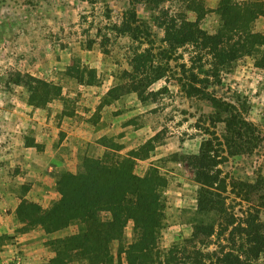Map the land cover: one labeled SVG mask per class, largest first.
Segmentation results:
<instances>
[{
    "label": "rangeland",
    "instance_id": "obj_1",
    "mask_svg": "<svg viewBox=\"0 0 264 264\" xmlns=\"http://www.w3.org/2000/svg\"><path fill=\"white\" fill-rule=\"evenodd\" d=\"M194 1L202 5L200 26L215 33L220 26L215 11L219 0ZM233 1H259L264 6V0ZM128 7V0H0V264H53L50 259L56 255L55 240L74 233L77 226L46 232L41 224L21 223L16 208L26 199L48 209L60 197L57 181L65 172L76 173L83 157L106 156L111 161L131 156L135 173L142 175L155 164L167 178L155 264H193V258L200 256L197 250L208 253L225 244L217 236L205 244L186 240L192 233L199 185L184 160L173 156L176 152L197 153L208 130L220 138L225 131L224 122L209 119L214 112L209 101L199 92L188 97L176 79L188 82L189 71L183 72L181 64L197 71L199 56L206 63L210 57L187 45L172 59L163 58L158 54L163 32L153 24L159 10L138 3L137 14L152 27L154 58L162 64L168 62L167 77L147 89L161 88L162 92L155 101H141L136 92L128 91L129 81L122 75L123 70H130L128 58L138 44L111 30ZM159 7L170 14L185 12L190 20L197 18L198 11L188 9L186 3L169 1ZM249 29L264 34V16H258ZM260 56L257 52L240 55L219 73L217 81L195 84L203 92L234 104L257 128L255 135H260L259 139L249 138L242 152L220 149L219 168L229 190L226 204L239 217L249 205L230 192L231 186L264 176V68L254 64ZM80 71L82 83L75 77ZM15 72L57 86L59 95L42 106L29 104L28 89L11 81ZM90 75H94V84L84 82ZM108 90H112L109 95ZM155 134L152 146L133 157V151ZM27 142L38 148L25 145ZM31 189L33 193L27 195ZM255 196L253 205L257 203ZM260 218L264 222V209ZM123 236L125 245L133 240L131 220ZM118 245L115 240L109 246L115 263ZM172 246H177L173 261L165 263ZM102 261L99 259L98 264ZM258 262L261 264L263 257ZM56 264L88 263L71 259ZM121 264H127L124 254Z\"/></svg>",
    "mask_w": 264,
    "mask_h": 264
},
{
    "label": "trees",
    "instance_id": "obj_2",
    "mask_svg": "<svg viewBox=\"0 0 264 264\" xmlns=\"http://www.w3.org/2000/svg\"><path fill=\"white\" fill-rule=\"evenodd\" d=\"M120 23L113 24L111 30L117 35H127L137 42L128 58L130 70H123V77L129 81L128 91L136 92L141 101L152 98L162 92L147 90L155 81L167 77L168 62L162 64L153 55L152 27L148 20L140 18L136 11L138 3H147L157 8L153 24L162 29L163 46L158 54L172 59L181 48L191 45L194 52H203L210 57L207 63L199 56L198 70L181 64L183 72L189 71L188 82L176 78L182 91L188 97L201 93L214 112L211 120L222 121L225 131L218 137L208 130V136L199 144L197 153L183 155L178 152L173 156L181 157L192 170L198 183L197 206L191 218L192 233L186 240L206 243L211 237H222L225 244L208 253L196 251L193 264H259L263 257L264 264V222L260 212L264 209V176L254 182L240 181L232 185L230 192L248 203L247 211L237 216L226 204L228 184L219 168L220 149L228 147L231 153L242 152L248 139H259L255 135L257 128L237 111V107L221 98L203 92L196 83L205 84L217 81L219 73L227 70L232 61L243 54L257 52L254 64L264 68V34L251 32L250 24L260 15L264 16V6L259 1L219 0L215 9L220 16V26L215 33H209L200 26L199 19L202 5L194 0H128ZM169 1L186 3V7L197 12V18L190 20L185 12L170 14L159 6ZM142 45H146L143 46ZM71 71L68 70V73ZM92 72V71H91ZM82 83L83 76L75 75ZM94 75L84 81L94 84ZM11 81L23 85L29 91V104L42 106L54 96L59 95V88L44 80L20 72H15ZM112 90H108L109 95ZM158 134L148 139L141 148L134 150L133 157L145 147H151ZM25 145L37 144L27 142ZM142 155V154H141ZM142 157H147L143 154ZM131 156L109 161L108 158L83 157L76 173L65 172L57 181L60 193L48 209L37 203L22 199L16 208L17 219L25 225L41 224L46 232H55L70 225L77 226V231L55 240L56 255L50 263L67 262L71 259H84L88 264H121V255L127 264H155L158 233L163 226L164 199L163 189L167 178L159 167L151 164L139 175L134 172ZM256 204H251L253 196ZM106 212L105 215H101ZM132 221L133 240L124 244L123 230L127 222ZM118 242L117 262L109 253L113 241ZM54 243V242H53ZM177 246L168 251L166 262L173 261Z\"/></svg>",
    "mask_w": 264,
    "mask_h": 264
},
{
    "label": "crops",
    "instance_id": "obj_3",
    "mask_svg": "<svg viewBox=\"0 0 264 264\" xmlns=\"http://www.w3.org/2000/svg\"><path fill=\"white\" fill-rule=\"evenodd\" d=\"M31 193H33V189H31L27 195H30ZM29 199H32L34 201H43V200L46 201V198H29Z\"/></svg>",
    "mask_w": 264,
    "mask_h": 264
}]
</instances>
